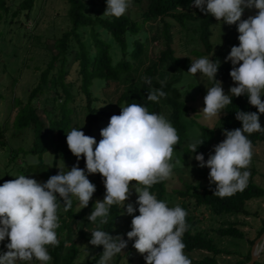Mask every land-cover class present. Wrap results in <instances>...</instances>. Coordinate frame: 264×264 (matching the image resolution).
Returning a JSON list of instances; mask_svg holds the SVG:
<instances>
[{
  "label": "trees",
  "instance_id": "obj_1",
  "mask_svg": "<svg viewBox=\"0 0 264 264\" xmlns=\"http://www.w3.org/2000/svg\"><path fill=\"white\" fill-rule=\"evenodd\" d=\"M68 6L67 18L69 27L62 31L58 37H55L53 45L46 46V58L39 59L35 67V73L41 70L45 63V68L42 70L39 82L31 88L28 98L23 97L13 98L8 106L10 113L14 112L15 116L12 122H6L7 128L10 123L11 130L13 129L14 136L26 132L27 130L33 133L32 144L28 147H20L17 151L25 150L24 153L36 155L39 158V163L30 165L26 173H38L39 177L49 179V176L55 175L54 171L48 170L44 163V155L53 152L55 162L62 161L65 163H73L77 158L71 153L67 145V134L73 129L81 130L86 136L94 137L103 128L109 124L112 115H119L122 107L129 104L137 103L148 109L150 113H155L164 116V108H170V113L167 118L176 129L179 136V142L174 145L175 159H182L181 151L185 155H191L188 145L185 141L190 137L188 128V118L194 113L192 102L196 101L197 97L192 96L195 84L184 83V75L182 72L188 65L189 60L182 61L176 56V50L173 47V42L176 35L173 33V23L180 25L181 29L192 28L200 43L205 48V53L193 52L197 56L211 55L214 51V45L211 42L214 30V23L217 21L212 15H205L199 9L193 7L194 0H145V9L141 12L142 22L135 20L129 13H125L120 18L103 15L106 10V0H64ZM138 2L140 0H137ZM36 0H21L19 3L16 0L8 3L6 0H0V13L7 16L5 25L14 23V20H19L25 17L30 18V14L34 9ZM18 4L17 8L12 6ZM247 10V9H246ZM245 10V11H246ZM256 14V10H255ZM2 15L0 14V17ZM160 28L151 35V30L145 29V25L157 21ZM18 23V21H16ZM21 25V24H20ZM20 28H23L22 25ZM151 40H159L164 45V50L159 53L155 60L149 57ZM3 56L0 50V61ZM71 58V61H70ZM150 64L145 67L143 72L140 70L146 63ZM190 63V62H189ZM70 67L68 68V66ZM174 66V67H173ZM177 66V68H175ZM76 73L75 80H72L70 68ZM232 66L226 65L218 70L215 77L218 81H225L231 71ZM173 71V78L167 77L168 74H163L162 71ZM141 72V75H140ZM139 73L137 84H132L130 87V79L134 80V76ZM151 79L149 86L144 82V78ZM167 77V78H166ZM11 80V85L17 83L15 76L8 77ZM161 81H164L162 90L166 93L165 97H161L158 102L147 100V94L150 88L161 89ZM112 84L114 87H120L121 84L127 85L120 93L116 102L107 104L106 109H99V96L97 90H102L105 96L112 100L116 94L110 91ZM213 86V82H212ZM236 86V85H234ZM182 88V90H180ZM5 94L0 93V99H5ZM232 104L226 106L222 111V117L219 120L221 130L229 131L242 128V123L236 120L237 111L258 112V109L251 106L248 102V97H232ZM41 100V101H40ZM46 115L44 120L40 115V106ZM104 102H106L104 100ZM263 102V101H262ZM205 104L203 105V108ZM84 108L87 115V123L85 128L81 127L78 120V109ZM196 122L193 117L191 122ZM6 125L0 123V148L6 150L7 166L3 175H7L10 179L8 171L19 154L17 151L11 150L9 154L8 146L11 145L6 136ZM194 125V124H193ZM199 125L200 136L198 139L204 143L197 149V152L192 155L203 154L207 161L208 147L214 139V131L205 125ZM253 146L259 142H264V132H254L246 134ZM12 146V145H11ZM95 150V146H94ZM177 158V159H176ZM79 161L84 164L86 172V160L81 157ZM27 163V162H26ZM18 166H22L19 163ZM22 168V167H20ZM252 172V171H250ZM255 171L252 172L254 174ZM0 181L2 186L6 180L3 178ZM86 175L89 176V174ZM96 187V191L100 194H105L104 189L100 186L97 180L90 181ZM133 185L135 181L131 182ZM167 182L162 181L153 185L149 191L154 194L158 200L165 201L168 196ZM143 186L141 185V188ZM214 190L201 192L199 187L191 184H186V190H177L174 194L183 199L181 206L186 212L187 231L184 233L182 241L185 244L184 253L189 258V255L196 252H206L202 259L197 260L193 264H220L219 258L222 256H236L234 251L219 248L211 236V231L222 238L246 239V233L242 227L247 225L245 221H240L242 216L249 218L252 213L247 207V204L255 199L264 198V188L248 182L247 187L243 191H238L235 194L227 197H219L214 195ZM58 199H60L58 197ZM191 200L195 201L197 206H205L210 209L213 215L217 217L235 216L237 221L222 222V226L213 230H201L197 228L199 221L191 213ZM58 209V222L60 227L56 229L59 244L57 246H48V252L51 256L49 264H78V259L83 255V251L89 250L91 253L87 255L85 264H98L101 259V254L104 249L102 246L94 247L89 244L91 239V231L99 227L101 230L109 232L115 236V231L118 226V221L121 219L122 213L126 209L118 210L114 205L110 209L108 223L99 224V220L94 224L88 221L87 216L90 207H93V202H89L86 208H83L79 200H73L72 207L68 211H64L63 201ZM137 213L138 209H137ZM264 233V224L258 231L257 237L250 241L251 247L244 259H239L234 264H246L251 260V250L255 241ZM117 235H122L118 234ZM9 239L0 242V253L6 252L5 245L9 243ZM133 245L134 240L129 242ZM263 253V251H262ZM139 254V253H138ZM118 260L115 264L120 263V254H117ZM127 256L129 257L128 264L135 262L137 254L132 249H129ZM40 264L39 261H37ZM24 264V262H19ZM255 264H264V258H261Z\"/></svg>",
  "mask_w": 264,
  "mask_h": 264
},
{
  "label": "clouds",
  "instance_id": "obj_2",
  "mask_svg": "<svg viewBox=\"0 0 264 264\" xmlns=\"http://www.w3.org/2000/svg\"><path fill=\"white\" fill-rule=\"evenodd\" d=\"M106 4L103 15L120 18L132 6V0H106ZM192 6L212 15L217 22L237 25L239 33V46H233L224 61L231 62L230 77L236 85L230 87L229 94L224 93L222 83L215 79L221 66L219 60L202 57L191 61L188 73H200L213 81L204 97L205 118H219L222 110L232 104V97L246 95L249 104L258 109V112H236L235 118L242 128L224 129L226 138L214 146V154H209L207 161L202 153L193 157L198 167L210 169L208 179L216 186L214 195L227 197L243 191L251 176L247 169L253 144L246 134L264 131L260 124V115L264 114L261 99L264 97V0H194ZM246 9H255L256 14L242 20ZM144 82L151 85L147 77ZM164 83L161 81V89L150 88L148 101L158 102L166 96L162 90ZM100 135L102 139L97 144L94 137L73 128L66 142L77 164L70 171L59 168V173L47 182L19 175L0 186V242L10 240L5 245L7 251L0 253V264H32L34 260L49 264L48 246L59 244L56 229L60 227L57 215L60 201L64 211L72 207V197L78 198L86 208L96 191L86 172L99 173L106 189L103 201L97 200L87 216L88 221L107 224L114 205H123L126 209L123 215L133 216L127 240L99 227L90 232L89 244L104 249L98 264H110L133 240V248L143 255L146 264H192L184 253L182 241L188 228L187 212L179 205L169 207L149 191L173 175L175 165L171 160L174 145L179 142L176 129L163 115L132 103L122 107L119 115H112ZM203 143L200 139L190 143V152L195 154ZM81 157L86 160V172L78 166ZM133 189L138 195L135 204L139 215H133L137 211L134 204L126 203ZM261 248L264 237L256 242L253 255Z\"/></svg>",
  "mask_w": 264,
  "mask_h": 264
},
{
  "label": "rangeland",
  "instance_id": "obj_3",
  "mask_svg": "<svg viewBox=\"0 0 264 264\" xmlns=\"http://www.w3.org/2000/svg\"><path fill=\"white\" fill-rule=\"evenodd\" d=\"M8 3L14 0H6ZM21 0H16L19 3ZM146 2L145 0H132V6L126 11L129 13L131 17L135 20L142 22L141 12L145 9ZM15 8H17L18 4H13ZM1 11V10H0ZM68 6L64 0H36L34 9L30 14L29 20L23 16L19 20H14L13 24L5 25L4 22L8 19L7 16L0 13L2 16L0 17V50H2L3 56L0 61V93L5 94V99H0V123L12 122L15 113L9 111L10 108L8 106L13 98L23 97V99L28 98L29 91L31 88L37 85L39 82V78L41 76L42 70L45 68V63L41 67L42 69L35 73L36 65H40L38 63L39 59L46 58L47 51L44 49L46 46L53 45L55 37H58L62 31L69 27V22L67 18ZM255 15V9H247L242 15L241 19H247L249 16ZM18 21V23L16 22ZM22 25L23 28H20ZM151 35L155 33L159 28L160 24L157 21L153 23H148L145 25V29L151 30ZM173 33L176 35V38L173 42V47L176 50V56L184 61L188 59V65L184 68V83L195 84V88L193 89L192 96L197 97L196 101L192 102V107L195 109L193 115L191 114L186 120L188 123L189 134L190 137L185 141V145H188L200 136L199 125H205L211 128L214 133V139L208 147L207 154H214V146L222 142L226 137L223 135V131L221 130L219 123L222 114L218 118L206 119L204 114L202 113L203 105H204V97L207 95V89L212 87V82L203 74L197 73L195 75L188 73V70L191 66V61H195L196 59L202 57H208L212 60H219L220 67L218 70L222 69L226 65H231V62L225 63V57L229 55L231 48L233 46H239L238 40V31L237 25H227L223 22H215L212 29L214 30L213 36L211 38V42L214 45V51L211 55L205 56H197L196 54L205 53V48L200 43L199 39L195 35V31L192 28L181 29L180 25L177 23H173ZM54 35H56L54 37ZM164 45L161 41L151 40L149 57L151 60L157 59L159 53L164 50ZM197 51L198 53L194 54L193 52ZM71 61V58H70ZM149 63H146L145 66L140 70L143 72L145 67H147ZM232 66V65H231ZM239 65H237L238 67ZM70 65L68 66V68ZM174 67V66H173ZM177 68V66H175ZM140 72V75H141ZM70 73L72 75L71 79L75 80L76 73L73 71V68H70ZM163 74H168L167 77L173 78L175 75L173 71H162ZM10 76H15L17 79V83L13 86L11 85V80L8 79ZM139 73L134 76V80L130 79V83L128 86L130 87L132 84H137L139 78ZM166 77V78H167ZM132 83V84H131ZM222 87L225 94H229L230 87H233L235 84L230 77V72L225 81H221ZM127 85L121 84L120 87H114L112 84L110 91H113L116 95L112 97L110 100L105 96V93L100 89L96 91V94L100 97L98 101L99 109H106L107 104L110 102H116L119 97V93L125 88ZM182 90V88L180 89ZM264 102V97L261 98ZM104 100L106 102H104ZM41 101V100H40ZM37 106H40V115L45 120L46 115L42 111V104L39 102L36 103ZM13 106V105H12ZM78 120L80 121L81 127L85 128L87 123V115L86 110L84 108L78 109ZM170 113V108H164V117L167 119ZM195 118L196 122H191L192 118ZM194 124V125H193ZM260 124L261 127L264 128V114L260 115ZM8 128L6 125V136L9 139L10 144L8 146L9 154L11 150L17 151L20 147H28L32 144L33 141V133L30 131H26L24 133L18 134L14 136L13 129L10 128V123L8 124ZM264 132V131H262ZM102 139L101 136L97 135L96 142L97 144ZM13 147V148H12ZM17 149V150H16ZM25 150H20L19 157L13 161V165L10 167L8 171L13 170L10 173V179H16L19 175H25L28 178L35 179L38 182H47L46 178L39 177L38 173L28 174L26 173L27 169L30 165H36L39 163V158L36 155H32L29 153H24ZM181 157L185 159L182 162V159H179V163L174 161L175 155L173 153V157L171 163L175 166L173 168V175L167 182V192L168 196L165 199L169 207H173L175 205H180L183 202V199L178 195L174 194L177 190H186V184H191L193 186L199 187L201 192H208L215 189L214 184H210L208 179L210 169L208 168H200L197 166V161L193 158L194 155H185L183 151H181ZM177 159V158H176ZM7 153L6 150L0 148V173L3 175L4 171H6L7 164ZM27 162V163H26ZM22 164V166H18ZM44 163L47 165L48 170L54 171L55 175L59 173V168H64L65 171H70L71 168L77 164L73 163H65L62 161L55 162V156L53 152L46 153L44 155ZM78 166L80 169H84V164L82 161L78 162ZM22 167V168H20ZM249 171H255L254 174L251 172V176L249 182L252 181L254 184L264 188V142H259L257 145L253 146V156L250 163ZM243 171V170H242ZM51 176H49L50 178ZM3 178L6 181L8 180L7 175H3ZM88 179L90 181L97 180L100 183V186L106 192L104 187L103 177L99 174H89ZM2 180V176H0V181ZM1 186V185H0ZM138 187H141L139 185ZM105 194H100L97 191L94 192L92 199L89 202H95L97 200L103 201ZM78 200L76 197H72V200ZM138 199V195L133 189L132 194L129 200L126 203H132L135 205L136 209H138V205L135 204V201ZM93 204V207H94ZM118 210H122L123 205H116ZM93 207L88 209V212L93 211ZM248 209L252 213V216L246 218L242 216L240 221H245L247 225L242 227L243 231L246 233V239H235V238H222L217 234L211 231V236L214 238L215 243L219 246V248L226 249L235 253L236 256H222L219 258L220 264H234L239 259H244V256L249 251L251 244L250 241L254 240L257 237L258 231L264 224V198L255 199L250 201L247 204ZM191 213L196 217L199 221L197 228L201 230H215L222 226V222L228 221H237L238 217L235 216H225V217H217L213 215L209 208L205 206H197L195 205V201L191 200V207L189 208ZM133 215H139L137 211L134 212ZM133 216L123 215L121 219L118 221V226L115 231V236L118 234H122L124 239L127 240V232L131 231V221ZM130 242V241H129ZM128 242V247L120 253L121 261L120 263L128 264L129 257L127 256L129 249H132L137 257H135V262L133 264H146L143 255L138 254V252L133 248L132 244ZM93 252V251H91ZM89 250H85L82 253V257L78 259V264H85L86 257L89 253ZM146 255V254H145ZM206 252H196L189 255V258L196 263L197 260L202 259ZM261 258H264V248L263 253H261ZM118 260V256H114L110 264H115ZM25 264V262H24ZM32 264H38L37 261H33ZM193 264V263H192Z\"/></svg>",
  "mask_w": 264,
  "mask_h": 264
},
{
  "label": "water",
  "instance_id": "obj_4",
  "mask_svg": "<svg viewBox=\"0 0 264 264\" xmlns=\"http://www.w3.org/2000/svg\"><path fill=\"white\" fill-rule=\"evenodd\" d=\"M262 237H264V233L262 234V236H261L260 238H258V239L255 241V244L253 245L252 250H251V260H250L248 263H246V264H255L256 262L259 261L260 256H261V253H262V251H263V248H261L255 256L253 255V250L256 248V242H257L258 240H260Z\"/></svg>",
  "mask_w": 264,
  "mask_h": 264
}]
</instances>
